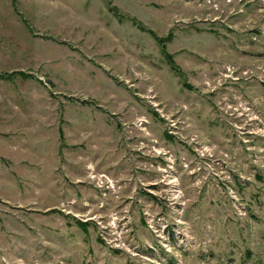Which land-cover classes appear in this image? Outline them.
<instances>
[{"label":"rangeland","instance_id":"374dc122","mask_svg":"<svg viewBox=\"0 0 264 264\" xmlns=\"http://www.w3.org/2000/svg\"><path fill=\"white\" fill-rule=\"evenodd\" d=\"M0 78V264H264V0H0Z\"/></svg>","mask_w":264,"mask_h":264},{"label":"trees","instance_id":"16d2710c","mask_svg":"<svg viewBox=\"0 0 264 264\" xmlns=\"http://www.w3.org/2000/svg\"><path fill=\"white\" fill-rule=\"evenodd\" d=\"M168 38H169V37H168ZM168 38H167V39H168ZM156 39L159 41L160 44H162L163 53H164V55H165L167 61H168L169 64L171 65L172 69H173V70H176V69H175V65H174V63H173V57H171V55H169V54H167V53L165 52V46H164V43L162 42V40H160V38H156ZM163 41H164V40H163ZM16 73H18L17 76H20V77H22V76L25 75L23 72H16ZM14 74H15V73L8 74V75L4 76V78H11L12 75H14ZM26 77L29 78L28 75H26ZM31 77H32V76H31ZM0 79H1V78H0Z\"/></svg>","mask_w":264,"mask_h":264}]
</instances>
